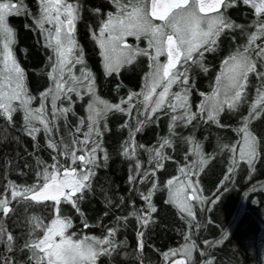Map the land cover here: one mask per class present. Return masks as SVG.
Wrapping results in <instances>:
<instances>
[{"label":"snow or ice","instance_id":"snow-or-ice-1","mask_svg":"<svg viewBox=\"0 0 264 264\" xmlns=\"http://www.w3.org/2000/svg\"><path fill=\"white\" fill-rule=\"evenodd\" d=\"M242 2L252 10L254 19L249 25L237 24L227 15L228 9L238 0H110L115 11L107 12L106 18L100 20L98 34L95 31L92 34L102 58L104 76L118 75L138 57H147L149 61L140 91H129L125 96H119V102L110 103L97 95L96 77L88 69L84 52L75 38L79 5L68 0H38L39 14L33 16V24L52 55L48 58L51 71L47 72L50 84L39 93V107L33 108L37 97L30 94L25 70L13 54L16 32L9 24L13 15L32 14L24 0H0V116L11 121L14 113L22 111V130L34 141L37 134L43 132L52 161L49 164L37 158L32 184L17 185L8 181L0 189V210L7 216L13 211L10 208L12 201L36 205L50 201L52 204L45 207L54 210L49 217L50 223L45 224L35 215L30 218L27 239L18 249L13 235L0 223V244L8 253L0 264H16L14 253L17 250L27 254L23 264H97L98 258L111 257L117 250V227H108L107 234L102 237L84 235L80 238L75 232L69 233L68 230L73 228L72 219L61 210L62 204H69L79 212V202L92 190L96 169L106 166L109 153L104 146V137L110 131V114L128 117L121 125L122 130L127 129L128 139L121 144L120 154L132 164L127 178L129 185L134 186L138 177L141 184L151 181L146 192L133 187L144 207L137 208L133 200L127 215L115 216L116 225L126 227L132 218L140 229H145L150 222H155L153 214L157 213V207L153 196L161 190L156 172L164 169L165 162L172 159L166 149H175L176 129L192 126L194 121L225 127L220 123L221 114L226 110L239 113L241 106L248 103L251 74H255L259 84L255 97L248 104L247 115H241L239 126L232 129L239 139L235 143H225L218 138L217 148L219 154L229 153V175L224 176V181L230 180V175L242 161L249 168L254 167L264 145V137L258 138L251 128L254 120L264 118V0ZM94 13L100 14V9H94ZM237 30L246 37L245 43L223 58L214 85L210 86L211 92L207 95L199 93L203 99L193 111L191 67L196 65L207 74L209 68L203 62L205 54L216 53L220 38ZM129 37H134L137 42L146 40L147 47L127 43ZM161 57H166V61L161 62ZM77 65L80 66L79 74ZM174 85L180 91L173 92ZM120 87L117 85V95ZM85 97H88L84 108L86 114L78 116L74 104ZM134 112L133 125L130 121ZM160 114L169 116L168 135L160 137L157 145L151 148L138 144L137 133L146 125L157 123ZM61 122L64 134L57 140ZM180 139L188 149L182 166L176 169L179 175L167 179L164 185L168 193L166 203L174 205L182 219L184 214L195 219L192 202L204 204L205 198L198 194V182L193 177L204 171L212 157L205 154L203 145L193 135ZM137 149L148 154L149 169H144ZM125 203V198L120 197L115 207ZM108 204L112 205V201L108 200ZM192 219L187 220L189 226ZM83 224L89 227L87 221ZM145 234L141 230L136 232L139 240ZM184 240L181 247L162 254L168 264H172V259L177 256L183 259H176L175 264H193L195 244L188 243L187 235ZM139 247L142 249V243ZM206 264L213 262L209 260Z\"/></svg>","mask_w":264,"mask_h":264},{"label":"trees","instance_id":"trees-1","mask_svg":"<svg viewBox=\"0 0 264 264\" xmlns=\"http://www.w3.org/2000/svg\"><path fill=\"white\" fill-rule=\"evenodd\" d=\"M68 1L79 5L80 18L76 22L75 38L79 48L84 52L88 69L96 77L97 94L105 99L117 100L119 96H125L129 91H140L147 72L146 57H138L132 65L121 69L118 75L106 77L103 74L102 58L92 34L96 32L100 20L106 18L103 12L107 13L113 8L110 0ZM24 5L32 15H13L9 18V24L16 32V42L12 50L17 62L25 70L30 94L37 97L32 104L33 108H37L39 93L50 84L47 72L51 71L48 58L52 52L44 47V37L33 24V16L39 14L37 0H24ZM97 8L100 9V14L94 13V9ZM227 15L235 23L242 25H249L254 19L252 10L244 5L242 0H238L234 7L228 9ZM245 39L239 30L222 36L217 52L205 54L203 62L209 68L207 74L196 65L191 67L190 77L194 84L191 96L193 111L197 110L201 101L198 94L202 91L206 93L205 95L211 92L210 76L216 62L223 54L227 55L230 46H234L235 50L237 46L245 43ZM141 46L143 47L142 44ZM258 84L255 74H251L247 89L248 103L241 106L239 113L233 114L226 110L221 114L220 123L225 127L194 121L192 126H181L176 129L178 135L175 149H166V153L172 159L165 162L164 169L156 172L161 190L153 196V203L157 207V213L153 214L155 222H150L145 229H140L132 218L126 227L123 224H115V216L127 215L133 200L137 208L144 207L133 187L146 192L151 187V181L141 184L138 177L134 186L129 185L127 178L132 164L120 154L121 144L128 139V131L122 130L121 125L128 121V117L120 114L109 115L110 131L104 137V146L109 153L106 166L102 165L96 169L92 190L79 202V212L69 204L61 205L62 213L72 219L73 228L68 230L69 233L75 232L80 238L84 235L102 237L107 234L108 227L118 228L115 237L117 250L111 257L98 258L97 264H167L168 261L162 254L170 249L179 248L185 243L186 235L189 237L188 243L195 244L193 264H206L209 260L213 264H264V145L261 147L259 158L254 161V167L249 168L246 162H240L235 173L230 175L229 181L223 179L225 175H229L227 172L229 153L219 154L217 148L218 138L225 143H235L239 139L232 129L239 126L241 115H247L248 104L255 97ZM117 85L121 86L119 95ZM48 107L50 109V104ZM85 107L86 104L80 100L74 104L78 116L86 114ZM70 120L74 122V118L70 117ZM130 122L135 124V112ZM168 124L169 116L160 114L157 123L148 124L142 132L137 133L135 137L137 143L144 144L146 148L157 145L160 137L168 135ZM263 126L264 118L252 122V131L258 138L264 137ZM22 129V111L14 113L11 121L0 116V189L8 181L17 185L34 183L37 158L49 164L52 162L51 150L46 148L43 132L37 134L34 141ZM63 134L61 122V131L56 139L59 140ZM189 135H193L203 145L205 154L212 158L205 165L204 171L193 177L198 182L199 195L205 198V203H193L195 219L187 218L186 214L182 219L178 209L166 203L168 193L164 185L166 178L176 174L177 167L182 166L181 162L188 145L180 137ZM137 152L144 169H149L148 154L141 149H137ZM214 153L216 154L213 155ZM120 197H124L126 203L122 207H115L119 204ZM108 200L112 201V205L108 204ZM213 200L215 202H212ZM51 204L50 201L41 205L34 202L18 204L12 201L13 211L7 216L0 210V223L6 225L8 232L13 235L17 249L27 239L30 218L38 216L46 224L54 210L45 205ZM105 212L109 215L105 216ZM189 219H192L191 226L187 223ZM83 221H87L89 227H84ZM138 230L146 232L142 240L137 238ZM141 243L142 249L139 247ZM5 255L8 253L5 252L4 245L0 244V260ZM141 256L142 259L139 258ZM14 259L16 264H23L27 260V254H21L17 250Z\"/></svg>","mask_w":264,"mask_h":264},{"label":"flooded vegetation","instance_id":"flooded-vegetation-1","mask_svg":"<svg viewBox=\"0 0 264 264\" xmlns=\"http://www.w3.org/2000/svg\"><path fill=\"white\" fill-rule=\"evenodd\" d=\"M104 13V15L103 16H105V15H107V13L106 12H103ZM106 17V16H105ZM146 42V40H141V42L139 41V46L142 48V46H141V44L142 45H144V43ZM144 47V46H143ZM231 48H229V51H227V54H228V52H230V51H233L234 50V46H230ZM206 54H209V53H206ZM227 55H225V54H223V56L222 57H220L219 58V60L216 62V64H215V66H214V68H213V72H212V75L210 76L211 78H210V86L211 85H213V83L215 82V76L217 75V74H219V72H220V65H221V63H222V60H223V58H225ZM161 59V62H165L166 61V57H161L160 58ZM146 61H147V63H149V61L147 60V57H146ZM78 66V65H77ZM77 66H76V68H77ZM146 70L148 71V64L146 65ZM77 74H79V72H78V70H77ZM191 81H192V78H191ZM192 83H193V81H192ZM209 86V89L211 90V87ZM206 87V86H205ZM172 91L174 92H178V91H180V89L177 87V86H173V88H172ZM202 92H204V91H202ZM96 93H97V91H96ZM205 93V92H204ZM206 94V93H205ZM98 95V94H97ZM99 96V95H98ZM198 96H199V94H198ZM101 99H105V98H103V97H100ZM199 98H202V97H200L199 96ZM105 100H108L110 103H117V102H119V98L116 100H111V99H105ZM81 102H83V103H85L86 105H87V102H88V97H85V99L83 100V101H81ZM10 208H11V204H10Z\"/></svg>","mask_w":264,"mask_h":264},{"label":"rangeland","instance_id":"rangeland-1","mask_svg":"<svg viewBox=\"0 0 264 264\" xmlns=\"http://www.w3.org/2000/svg\"><path fill=\"white\" fill-rule=\"evenodd\" d=\"M69 2V1H68ZM37 3H38V0H37ZM70 3V2H69ZM110 11H115V9L114 8H112ZM46 27L47 28H51V25H46ZM98 29H99V26L96 28V33L98 34ZM127 43H129V44H131V45H133V46H136L137 44L139 45V43H137V41L135 40V38L134 37H129V38H127ZM144 47H142V48H146L147 47V41L144 43V45H143ZM140 47V46H139ZM2 49V48H1ZM2 51V50H1ZM16 58V57H15ZM79 65L77 66V70L79 69ZM175 92V91H174ZM202 99V98H201ZM37 107H39V105L37 106ZM263 129H264V126H263ZM179 175V173L177 172L176 174H173L172 176H170V177H168V178H166V181H167V179H170V178H172L173 176H178ZM194 180H196L195 178H193ZM167 190V189H166ZM199 194V193H198ZM194 202H192V204H193ZM53 213V212H52ZM47 223H50V220L48 219V221L46 222V224ZM181 247V246H180ZM176 259H183V257H179V256H177V257H175V258H173L172 259V263L176 260ZM168 264V263H167Z\"/></svg>","mask_w":264,"mask_h":264},{"label":"water","instance_id":"water-1","mask_svg":"<svg viewBox=\"0 0 264 264\" xmlns=\"http://www.w3.org/2000/svg\"><path fill=\"white\" fill-rule=\"evenodd\" d=\"M172 264H175V261Z\"/></svg>","mask_w":264,"mask_h":264}]
</instances>
